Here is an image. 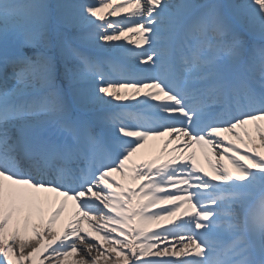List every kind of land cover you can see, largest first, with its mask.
Segmentation results:
<instances>
[{"label": "snow or ice", "instance_id": "1", "mask_svg": "<svg viewBox=\"0 0 264 264\" xmlns=\"http://www.w3.org/2000/svg\"><path fill=\"white\" fill-rule=\"evenodd\" d=\"M45 260L264 264V0H0V264Z\"/></svg>", "mask_w": 264, "mask_h": 264}, {"label": "bare ground", "instance_id": "2", "mask_svg": "<svg viewBox=\"0 0 264 264\" xmlns=\"http://www.w3.org/2000/svg\"><path fill=\"white\" fill-rule=\"evenodd\" d=\"M125 11H127V8L125 9ZM130 36H132V34H130ZM132 38H134V36H132ZM113 103H116V102L114 101ZM164 139H166V138L162 137V138H158L156 140H150L148 145L143 150V159H154L157 161V163H161L164 158H167V152L163 149ZM227 139H230V137H228ZM171 147H172V145H169V148H171ZM193 150L196 151V160H197L198 166H201L206 171L210 172L211 169L208 167V164L204 158V153L198 147H194L192 149H189L187 152L184 153V156H187L189 154V152H191ZM222 150H223L222 148L219 149V151H222ZM209 156L212 158L213 163H216L215 157H212L211 153H209ZM224 163H226V162H224ZM119 178L120 177L117 175L116 179H119ZM153 210H155V209H153ZM91 223L95 224L96 222L92 221ZM82 226L91 232V229L89 228V222L82 221ZM151 227L155 228V225H152ZM92 234L94 235V233H92ZM79 246L83 247V245H79ZM92 255L93 256L96 255L95 251H93ZM74 258L79 259V255H77ZM41 259H43V257H41ZM44 264H48L47 260L44 261Z\"/></svg>", "mask_w": 264, "mask_h": 264}]
</instances>
